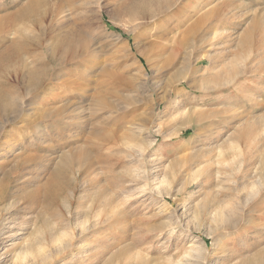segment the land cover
<instances>
[{"label":"rangeland","instance_id":"1","mask_svg":"<svg viewBox=\"0 0 264 264\" xmlns=\"http://www.w3.org/2000/svg\"><path fill=\"white\" fill-rule=\"evenodd\" d=\"M120 1L0 0V49L53 70L30 94L0 60L25 103L0 112V264H39L61 233L73 255L51 264H264V0H178L132 28ZM40 13L55 39L87 16L71 60Z\"/></svg>","mask_w":264,"mask_h":264},{"label":"bare ground","instance_id":"2","mask_svg":"<svg viewBox=\"0 0 264 264\" xmlns=\"http://www.w3.org/2000/svg\"><path fill=\"white\" fill-rule=\"evenodd\" d=\"M176 1H178V0H174V1L173 0H122L119 3H117L112 17H113V20H115L117 22L118 21L124 22L127 25V27L132 28L131 26L140 25L141 22L139 24H136V20L154 19L155 17L158 16V14H161L165 10L166 7L171 5V3H175ZM35 4H36V6H34ZM80 4H82V3H80ZM41 6H42V3H29L26 6H23L21 9H19V11L17 10V12H15L14 19H13V21H15V20L18 21V23L15 25L22 24L21 27H23L25 30H28V26H27L26 22H30V19L32 17V13L38 7H41ZM84 9H85V7H84ZM51 12H53V11H51ZM54 14H56V13H54ZM82 16L83 17L80 20V23H81L80 27L82 30H80V31L86 32V29L88 28L87 27L88 22H87V20H85L86 15L82 14ZM25 20H26V22H24ZM44 20H45V18H44L43 13H40L35 19V21H37L36 25H37V28L39 31V37H41V38H43L44 36H48L52 33V28L50 26H43ZM55 20H58V19H55ZM1 28L2 27L0 26V33L3 31V29L5 30V28H3V29H1ZM19 29L21 30L22 28H19ZM164 30L165 29L159 30V32H161V33L158 32L157 34H160L159 36L165 35L166 31H164ZM68 32H66V34ZM82 32H80V34H82L81 37L79 35H75V34H73V36H72L69 33L68 35L64 34L65 37H63L62 39L61 38L55 39L56 35L53 36L52 35L53 33H52L51 35L53 37L49 36V40H50V37L52 38L51 39L52 47L50 49H52V51H54V52L55 51H57V52L61 51L65 55L67 54L66 56H68V57L64 60H71L76 55V53L78 52V49L79 48L82 49V47L85 46L86 39L84 38L85 35ZM15 33H16V30L13 31V34H15ZM88 34H89V32H88ZM20 35H22V34H20ZM16 38H17V36H16ZM19 38L21 39V37H19ZM213 38H214V34L211 36V39H213ZM18 41H19V39H18ZM18 41H10V43H8V45H5V46L2 45L3 48L0 49V60H10L11 62L15 60L17 63L19 62L18 63V69L20 70L22 82L23 83H24V81L26 82L25 87H26L27 93L30 92V94H31V93L38 91V89L43 84L46 77L48 75H50L53 70L51 71L49 68H47V66H42V65H40L39 68H37V66H36V68H33L32 66H28V64H26V62L24 60H26L27 56L25 55V53L29 49V48L27 49V46L30 43L25 42V41L22 43V42H18ZM36 42H35V44H36ZM8 50H10V53H8ZM49 51H51V50H49ZM123 56H125V54H123ZM38 59L39 58H37L35 61H32V62L39 61ZM64 60H61V61H64ZM61 61H59L57 63H60ZM120 61L124 62L123 60H121V57H120ZM14 90H15V88L9 89L5 93L0 91V112L3 114L13 113L16 117H18L21 115V111L24 110V104L25 103L21 102V104H19V106H18V102H17L18 98L15 96ZM58 112H61V109H59ZM46 114H47V112L41 113L42 116L46 115ZM225 221H226V224H228L229 218L228 217L225 218ZM233 224L235 225V223H233ZM3 237H5V235ZM44 240H45L44 237H42L40 239V241L38 243L39 245L37 246L38 253L35 252L36 255H38L37 262L39 264H51L53 259L57 256L56 254H58V253L60 254L63 251L64 252L69 251V255L70 256L73 255L72 249L74 248L73 247L74 244L72 245L71 238L69 239V237L66 233H61L59 236H57L55 239H53L55 244L59 245V247H58L59 249L56 250L55 253L52 251H49L48 253L43 252V251H45L44 245L47 243ZM21 254L18 255L19 258L21 257ZM27 263L28 262H26V264ZM245 263L251 264L252 259H248ZM28 264H30V263H28Z\"/></svg>","mask_w":264,"mask_h":264}]
</instances>
